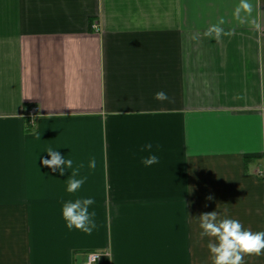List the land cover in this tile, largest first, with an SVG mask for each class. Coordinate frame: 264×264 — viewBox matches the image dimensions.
Masks as SVG:
<instances>
[{"label":"crops","instance_id":"crops-1","mask_svg":"<svg viewBox=\"0 0 264 264\" xmlns=\"http://www.w3.org/2000/svg\"><path fill=\"white\" fill-rule=\"evenodd\" d=\"M249 3L241 23L240 0H0V264H211L197 217L226 207L264 231V0ZM48 148L84 165L78 192ZM89 197L97 227L69 231L62 204Z\"/></svg>","mask_w":264,"mask_h":264},{"label":"clouds","instance_id":"clouds-1","mask_svg":"<svg viewBox=\"0 0 264 264\" xmlns=\"http://www.w3.org/2000/svg\"><path fill=\"white\" fill-rule=\"evenodd\" d=\"M251 15L253 6L249 0H240V4L235 9L234 16L241 23L244 19L241 18V12ZM224 23L221 19L218 24L211 26L205 33L207 36L215 34V38L219 39L223 33L220 25ZM251 24L259 30L260 24L256 20H252ZM196 40L198 37L193 36ZM157 101H169L170 97L164 91H158L153 97ZM159 150V144L153 145L148 142L141 146L140 151L148 152L149 155L142 158L141 163L145 167H151L159 163V157L155 155L153 149ZM50 159L45 158L41 163L50 168L52 172L59 171L60 175H64L65 168L71 169V175L67 179L66 191L69 194L78 192L86 182L87 177L77 178L80 169L84 167L80 164L73 168V160L65 159L59 152L52 148L46 150ZM89 168L95 169L96 161L92 158L89 161ZM241 187V186H240ZM241 189H243L241 187ZM212 200L213 197L209 195L206 197ZM95 203L93 198L76 199L74 201L68 200L62 204V218L65 221L66 228L69 231L78 230L85 234L91 235L92 231L97 227L95 222L96 213L90 212L89 208ZM227 205V204H226ZM199 228L201 229L199 235L201 238L208 237L209 242L207 248L210 254L211 264H246V256H264V231L253 232L250 229L244 228L239 220L232 219L228 216L227 207L224 213L220 214L218 211H211L201 213L197 217ZM99 257L90 256L89 264H93Z\"/></svg>","mask_w":264,"mask_h":264},{"label":"built area","instance_id":"built-area-1","mask_svg":"<svg viewBox=\"0 0 264 264\" xmlns=\"http://www.w3.org/2000/svg\"><path fill=\"white\" fill-rule=\"evenodd\" d=\"M38 113V108L37 107H31L29 110H28V117L32 120ZM90 256H96V257H99L96 261H93V264H96L97 261L100 259V253L98 252H92V253H89L87 255V258H86V261L84 264H89V258Z\"/></svg>","mask_w":264,"mask_h":264}]
</instances>
